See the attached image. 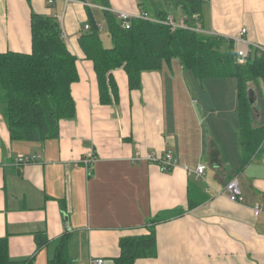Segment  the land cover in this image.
Masks as SVG:
<instances>
[{"label":"crops","instance_id":"crops-1","mask_svg":"<svg viewBox=\"0 0 264 264\" xmlns=\"http://www.w3.org/2000/svg\"><path fill=\"white\" fill-rule=\"evenodd\" d=\"M110 4L143 13L141 0ZM91 8L103 30V10ZM33 14L58 19L77 57V113L61 122L58 139L12 142L0 112V239L7 240L10 258L49 264L56 242L69 233V264H118L122 239L146 236L151 220L182 211L154 226L156 257L134 264H264V152L244 164L237 79L201 81L173 59L143 73L141 88L131 90L119 70V103L105 106L93 63L78 41L89 25L84 2L0 0V53L32 51ZM203 18L207 33L234 39L246 29L250 52L264 48V0H209ZM167 152L175 166L165 173L149 157ZM20 156L38 159L20 167ZM200 165L206 166L204 179L196 176ZM233 180L243 203L219 194ZM194 190L197 201L208 199L189 209ZM40 233L49 239L42 248Z\"/></svg>","mask_w":264,"mask_h":264},{"label":"trees","instance_id":"trees-1","mask_svg":"<svg viewBox=\"0 0 264 264\" xmlns=\"http://www.w3.org/2000/svg\"><path fill=\"white\" fill-rule=\"evenodd\" d=\"M103 7L111 46L102 41V26L87 6L89 30H82L79 45L86 60L91 61L98 79L100 103L117 105L120 100L115 72L124 71L131 90L141 88L145 72L159 71L164 63L179 59L185 70L201 81L235 78L240 105V142L244 164L264 152V52L255 51L245 63L237 59L235 43L203 29V7L209 0H141L143 13L159 20L181 11L189 29L171 27L143 19H132L125 28L110 11V0H79ZM175 17V16H174ZM176 19V18H175ZM32 51L0 53V112L12 142H46L58 139L61 122L76 117L72 86L80 79L77 57L69 50L58 19L33 14L31 20ZM261 105L252 103L250 91L257 89ZM261 109V110H260ZM189 193V209L207 201L196 200ZM169 213L151 220L149 234L120 241L118 264H134L157 255L155 227L160 222L182 215ZM154 227V228H153ZM69 233L56 242L54 258L49 264H69ZM39 248L49 244L43 233L36 235ZM0 264H33L32 260L15 261L9 256L6 239H0Z\"/></svg>","mask_w":264,"mask_h":264},{"label":"built area","instance_id":"built-area-1","mask_svg":"<svg viewBox=\"0 0 264 264\" xmlns=\"http://www.w3.org/2000/svg\"><path fill=\"white\" fill-rule=\"evenodd\" d=\"M45 1L47 2V4L53 5L57 0H45ZM85 5H87L89 7H99L101 9H103V7L97 6L91 2H86ZM110 11H112L115 14L116 18L119 21L123 22V25L125 28H129V23L132 19H143V20H148L151 22L160 23V24L169 26L173 30H176L179 28L189 29L183 20H181V21L177 20V19H175V17L173 15H169L165 20H159L147 12L136 15V14H131V13L121 11V10H112L111 9ZM89 28H90V26L86 25L84 29L87 31V30H89ZM246 32H247V30L243 29L241 31V34L239 37L232 39L235 43L237 59L240 63H245L247 61V59L249 58V56L253 52V51L250 52V50H249V42L245 38ZM210 34H214V33H210ZM63 38L66 39V36L64 33H63ZM243 46H246L248 48H243ZM257 50L264 52V48H261V47H257ZM37 159H38V156H32V157L20 156L16 159L15 163L17 166L21 167V166L27 165L29 163H33ZM149 160L157 163L161 172H165V173L170 172L175 166L174 157H173L171 152H167L162 156H150ZM90 162H91V160L88 158H85L83 160V163H85L86 166H88L90 164ZM205 169H206V166H204V165H200L197 168V171H196L197 179H204ZM219 194L227 195L229 200L232 202H235V203H243L244 202V199H243L242 194H241V189H240V186H239L237 180H233V181L229 182L227 184L226 188L224 189V191H222ZM262 212L263 211L259 206L255 207V209H254L255 216L261 215ZM103 263H104L103 260H91L90 261V264H103Z\"/></svg>","mask_w":264,"mask_h":264},{"label":"rangeland","instance_id":"rangeland-1","mask_svg":"<svg viewBox=\"0 0 264 264\" xmlns=\"http://www.w3.org/2000/svg\"><path fill=\"white\" fill-rule=\"evenodd\" d=\"M171 12H172V15L173 16H175V18L177 19V20H183V18H184V16H183V14H182V12L181 11H177V10H175V9H173V10H171ZM152 15V14H151ZM153 16V15H152ZM101 37H102V41H103V43H104V45L106 46V47H110L111 46V41H110V37H109V35H108V28H107V25L104 27V29L102 30V32H101ZM179 60V59H178ZM178 60H176L175 61V63L178 61ZM179 62V61H178ZM180 63V62H179ZM175 65V64H174ZM173 70H175V66L173 67ZM257 89V88H256ZM257 91H258V93H259V90L257 89ZM260 95V94H259ZM235 102H236V99L234 98V101L232 100V103L233 104H235Z\"/></svg>","mask_w":264,"mask_h":264},{"label":"water","instance_id":"water-1","mask_svg":"<svg viewBox=\"0 0 264 264\" xmlns=\"http://www.w3.org/2000/svg\"><path fill=\"white\" fill-rule=\"evenodd\" d=\"M250 99H251V102L252 103H256L257 102V95H256V92L254 90H251L250 91Z\"/></svg>","mask_w":264,"mask_h":264}]
</instances>
